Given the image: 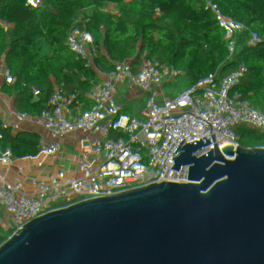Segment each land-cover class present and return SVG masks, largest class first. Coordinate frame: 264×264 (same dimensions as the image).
<instances>
[{
    "label": "trees",
    "instance_id": "trees-1",
    "mask_svg": "<svg viewBox=\"0 0 264 264\" xmlns=\"http://www.w3.org/2000/svg\"><path fill=\"white\" fill-rule=\"evenodd\" d=\"M100 3L122 54L141 52L140 70L123 69L127 87L144 95L154 74L155 91H170L174 118L157 107L165 128L146 120L111 68L99 64L91 35L67 23L56 0H0V111L9 115L0 134V167L8 175L6 182L0 176V239L13 213L35 222L42 237L51 232L43 221L60 204L25 172L28 160L39 156L51 162L53 193L63 202L86 186L96 193L102 180L137 199L145 214L201 191L205 199L194 219L210 235L245 236L264 245V189L230 167L242 152L249 170L260 175L264 137L241 147L240 126L222 115L231 100L214 85L209 66L217 56L208 44L222 48L227 67L241 80L250 122L264 126V0ZM202 6L216 21L209 38L199 31ZM165 129L205 156L192 164L189 182ZM70 132L75 140L66 137ZM207 159L218 167L212 173ZM194 260L224 264L199 255Z\"/></svg>",
    "mask_w": 264,
    "mask_h": 264
},
{
    "label": "built area",
    "instance_id": "built-area-1",
    "mask_svg": "<svg viewBox=\"0 0 264 264\" xmlns=\"http://www.w3.org/2000/svg\"><path fill=\"white\" fill-rule=\"evenodd\" d=\"M56 2L65 15L66 10L70 9L69 17L65 16L69 24L85 28L91 35L99 64L111 68L117 86L124 87L130 93L144 118L165 128L155 109L161 107L170 118H174L171 110L174 100L170 92L165 90L164 94H160L155 91L157 79L154 74L149 75L148 90L141 96L131 91L124 81V67L137 70L142 68L141 52L118 56L113 45L119 49V44L109 29L108 18L95 19L89 0ZM206 23L212 34L216 28L215 19L207 18ZM210 48L216 54V60L222 63L221 79L227 92L236 101L230 102L223 109L222 115L229 124L241 128L246 121H250L249 97L241 80L227 67L222 48L213 40ZM148 66H153V63H148ZM8 119L9 115L0 111V134ZM252 128L264 137L262 124L252 123ZM165 135L173 140L183 165L188 167L187 181H191L192 164L204 158V154L183 144L168 129H165ZM230 167L237 175L250 179L257 188L264 189V169L260 175L253 174L242 152L235 154ZM217 168L214 161L207 159V173ZM25 172L35 185L43 188L44 194L51 195L60 204V208L43 221L51 229L45 237L41 236L42 231L35 227V222L24 223L13 213L5 236L0 239V264H197L194 260L196 255L224 264H264V245L260 241L226 234L214 237L200 226L194 215L205 199L201 191L186 202L170 200L132 224H124L123 212L134 210L138 200L106 187L104 180L100 181L96 193L92 192L91 186H86L73 191V196L63 202L53 193L56 180L49 160L32 156L26 164ZM82 214L104 223L99 238L101 246L79 240L83 233L78 231L75 217Z\"/></svg>",
    "mask_w": 264,
    "mask_h": 264
},
{
    "label": "crops",
    "instance_id": "crops-1",
    "mask_svg": "<svg viewBox=\"0 0 264 264\" xmlns=\"http://www.w3.org/2000/svg\"><path fill=\"white\" fill-rule=\"evenodd\" d=\"M90 1V10L95 19H101L103 17H106V8L100 3V0H89ZM66 18L69 17L70 9L66 10ZM69 23V21H66ZM211 40L208 41V44H210ZM114 51L118 56L122 55V52L119 49L116 48V46L113 45ZM2 69H5V66L0 62V71ZM105 89V87L103 88ZM240 145L242 148H244L248 143L257 141L259 139H262V136H260L258 133L254 132L252 128V123L250 121H246V123L241 127L240 129ZM67 138L71 140H75V136L73 132H70L67 136ZM80 217L81 222H78V218L75 217L76 227L78 231L82 232V236L84 235L87 237L92 244H95L96 246H101L99 243V238L101 236L102 228L101 226L98 227L100 222L95 217H85L84 214L77 215Z\"/></svg>",
    "mask_w": 264,
    "mask_h": 264
},
{
    "label": "water",
    "instance_id": "water-1",
    "mask_svg": "<svg viewBox=\"0 0 264 264\" xmlns=\"http://www.w3.org/2000/svg\"><path fill=\"white\" fill-rule=\"evenodd\" d=\"M198 21H199V31L202 38H209L211 37V30L210 27L207 25V13H206V6H202L199 8L198 15H197ZM210 73L213 78L214 85L224 94H226L231 102L236 103L235 99L227 92L225 85L221 79V73H222V63L220 61L214 60L210 63L209 66ZM169 93L170 91L167 90ZM172 264V263H168Z\"/></svg>",
    "mask_w": 264,
    "mask_h": 264
},
{
    "label": "rangeland",
    "instance_id": "rangeland-1",
    "mask_svg": "<svg viewBox=\"0 0 264 264\" xmlns=\"http://www.w3.org/2000/svg\"><path fill=\"white\" fill-rule=\"evenodd\" d=\"M0 176H1L2 181H4V182L8 181V175L3 171L2 167H0ZM144 214H145L144 210H142L140 208L139 204H136L134 207V210L123 212L122 220H123L124 224H132L133 222H135L138 218H140ZM76 217L79 219L78 222H81L80 217L79 216H76ZM99 226H101V228L103 229L104 223L99 224L98 227Z\"/></svg>",
    "mask_w": 264,
    "mask_h": 264
}]
</instances>
